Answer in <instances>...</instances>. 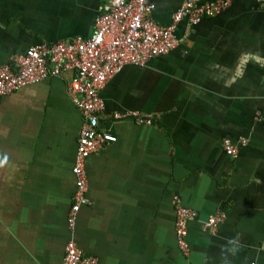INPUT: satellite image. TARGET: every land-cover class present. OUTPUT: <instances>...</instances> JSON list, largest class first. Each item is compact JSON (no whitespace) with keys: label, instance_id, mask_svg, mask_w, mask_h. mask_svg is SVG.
Wrapping results in <instances>:
<instances>
[{"label":"crops","instance_id":"1","mask_svg":"<svg viewBox=\"0 0 264 264\" xmlns=\"http://www.w3.org/2000/svg\"><path fill=\"white\" fill-rule=\"evenodd\" d=\"M168 24L183 0H153ZM102 0H0V66L41 42L92 34ZM178 45L126 64L101 90V125L116 136L86 160L89 204L74 236L97 264H264V2L232 0ZM67 76L0 99V264H63L72 167L83 115ZM115 111L152 115L150 124ZM247 138L237 157L225 139ZM176 196L197 210L190 252L176 233ZM217 210L214 233L202 223Z\"/></svg>","mask_w":264,"mask_h":264},{"label":"built area","instance_id":"2","mask_svg":"<svg viewBox=\"0 0 264 264\" xmlns=\"http://www.w3.org/2000/svg\"><path fill=\"white\" fill-rule=\"evenodd\" d=\"M232 0H183L168 24H159L150 16L153 0H102L101 11L95 18L91 35L74 36L69 40L41 42L16 55L9 65L0 66V99L30 83L54 76H67V90L83 115L78 147L72 171L76 187L68 212L69 238L65 245L63 264H97L94 256L86 255L78 246L74 231L77 213L89 204L87 196V157L114 141L116 136L101 125L104 100L101 90L126 64L144 65L152 58L167 54L179 43L175 36L178 23L186 19L190 26L202 18L215 16L226 9ZM264 2V0H258ZM114 120L132 118L137 123L150 124L152 115L140 111H115ZM247 138L237 142L225 139L224 150L237 157ZM176 233L184 254L190 252L188 224L198 212L184 206L176 196ZM217 210L203 221L205 231L216 232L226 218Z\"/></svg>","mask_w":264,"mask_h":264},{"label":"bare ground","instance_id":"3","mask_svg":"<svg viewBox=\"0 0 264 264\" xmlns=\"http://www.w3.org/2000/svg\"><path fill=\"white\" fill-rule=\"evenodd\" d=\"M73 38V37H72ZM37 83V82H36ZM26 86V85H25Z\"/></svg>","mask_w":264,"mask_h":264}]
</instances>
